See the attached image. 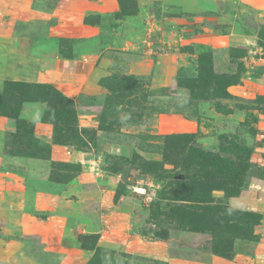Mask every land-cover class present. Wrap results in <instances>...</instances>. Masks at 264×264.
Listing matches in <instances>:
<instances>
[{"label":"rangeland","instance_id":"rangeland-1","mask_svg":"<svg viewBox=\"0 0 264 264\" xmlns=\"http://www.w3.org/2000/svg\"><path fill=\"white\" fill-rule=\"evenodd\" d=\"M180 1L33 0L25 12L19 0H0L3 70L21 47L35 63L52 49L72 55L75 45L115 58L96 92L48 83L70 100L73 121L45 117L42 102H24L20 122L0 114V264H11V242L42 264H57L60 249L87 264L94 240L78 234H96L119 264H233L237 254L264 264V16L239 13L237 0L205 10ZM76 4L81 25L64 21ZM238 26L254 38L251 49L228 35ZM164 41L175 45L165 54L178 60L172 80H159L158 65L132 71L141 47L160 52ZM7 81L18 80H0V94ZM202 212L220 226L196 230ZM31 228L45 230L55 250Z\"/></svg>","mask_w":264,"mask_h":264},{"label":"crops","instance_id":"crops-1","mask_svg":"<svg viewBox=\"0 0 264 264\" xmlns=\"http://www.w3.org/2000/svg\"><path fill=\"white\" fill-rule=\"evenodd\" d=\"M20 1V8L27 12L29 9H31L33 12V0H19ZM64 2H68V0H61ZM221 1V0H220ZM240 3V11L241 12H250L255 11V13H259L261 16H264V0H237V3ZM214 4L218 5L219 2L217 0L211 1V0H203V1H195L194 4L191 5L187 0L180 1V6L182 9L190 10L193 9V6H199L195 9L205 10L207 7H214ZM60 5V4H59ZM245 6V7H244ZM244 7V8H243ZM62 9V7H59ZM7 9V12H11L12 6H5V10ZM63 10V9H62ZM1 13L2 10L0 9ZM222 12V11H221ZM82 10L79 8V6L76 4L73 9L65 10L64 14L66 18H64V21L68 20H74V23L76 22H82ZM2 15V14H1ZM227 21V19H225ZM237 23V22H236ZM238 24V23H237ZM85 26V25H84ZM6 28V27H2ZM2 28L0 29V35L3 33ZM9 30V29H8ZM241 27L238 26V30L235 31V33L228 34L229 36L232 35V41L235 43H242L245 44V40L248 39L246 46L251 49V42H253L254 38H252L251 35L244 34L240 31ZM188 41L191 42L194 36H188ZM248 37V38H247ZM2 39V37H1ZM3 41V40H2ZM7 40L5 39L3 43H5ZM167 42V46L163 45L164 47H171L170 41H164ZM165 44V43H164ZM124 45L126 46L127 43L125 42ZM10 46V43H6L4 45V48L6 49ZM136 47V46H135ZM138 47H136L137 49ZM25 47H21V49L17 50L14 54H10V59H14L15 57L18 58V62H14L13 64L6 65L5 69H2L3 60L0 56V80L4 78L14 79L18 81H30V82H37V83H51L55 85L58 89L62 90L63 92L66 91V85L70 87H74L76 89V93L78 92H86V91H97L99 87L97 86V81L100 76H103L105 73H108L110 68L114 66L115 58L112 56L107 57L106 59H99V54L94 52H83V49L80 48V45H75L73 47L72 55H63L62 53L58 52L57 49H52L51 51H46L41 53L39 61L37 63L33 62L32 57L28 58V53L26 52ZM142 51V54H139L140 57L136 62L132 69L133 72L137 74H146L148 72H151V70H156V65H158L161 72H159V75H162L159 80L164 81L166 78L169 80H172L173 76V70L175 69L174 66L178 64V60H173L170 56H166L168 52H163L164 55H162V52H152L154 51V45L151 46V48H143L140 49ZM27 53V54H26ZM32 56V55H31ZM8 58V57H7ZM7 60L5 59V63L7 64ZM23 64L27 65L29 69L25 70L26 68L22 67ZM19 67L17 70H15V67ZM72 94V93H71ZM21 117L27 118V115L24 112H21ZM13 189V188H11ZM10 189V190H11ZM5 203V201L3 200ZM9 203V201H6ZM25 204V201L19 205L22 207ZM6 207L8 206L5 203ZM25 208V207H24ZM19 214H15V218L17 219ZM31 217L30 215H28ZM27 229V228H25ZM49 233H52L53 230L56 233V237H58V232L60 231L56 226L54 228L50 227ZM31 233L33 234H39L41 237V241L47 246V249L49 251L55 250L54 247H52V243H55L49 238L45 233L46 231L43 229H34L31 228ZM30 233V232H29ZM58 238H56V241ZM16 246L17 248L12 249L11 246ZM56 253H60L61 260L57 264H81L80 260L77 258L80 256V254L77 253V255L72 254L69 251H66L65 249L62 251L60 249L59 251H56ZM40 256V254H39ZM242 258L243 260H247L249 264H253L254 261L249 257L245 255L237 254L234 257V260L232 261L234 264V261H238L237 258ZM6 257L10 261L11 264H42L38 259V255L33 254L31 251H27L23 249L19 244L11 242L10 249L6 251ZM215 257V256H213ZM240 260V259H239ZM218 264H230L227 263L228 261H225L224 259H217L216 260ZM235 261V262H236Z\"/></svg>","mask_w":264,"mask_h":264},{"label":"trees","instance_id":"trees-1","mask_svg":"<svg viewBox=\"0 0 264 264\" xmlns=\"http://www.w3.org/2000/svg\"><path fill=\"white\" fill-rule=\"evenodd\" d=\"M85 23L90 24H98V21H90L88 17L84 18ZM201 71H205L204 58L209 59L207 56H201ZM200 77H204L202 73H200ZM203 84H208L210 86V82H205L201 80ZM24 102H42L46 104V108L44 111V115L47 118L55 119L59 122H63L64 124L68 123L70 119L73 121L75 118V111L70 105V100L65 98L63 94L56 89L53 85L48 83H33V82H18V81H7L6 87L3 89V93L0 94V114L6 115L12 119H16L20 122L19 111L21 105ZM17 106V108H16ZM254 214H252L253 216ZM206 212H202L197 216V219L202 218L201 222H196L194 227L196 230H214L220 225L216 223V221L211 220L210 216H208ZM254 222L259 223L261 219V215H255ZM206 224H205V223ZM204 223V224H203ZM200 224L203 227H200ZM217 224V225H216ZM207 225V226H206ZM216 225V226H214ZM216 235V234H214ZM77 238L82 241V243L87 242L90 239H93L94 242L90 245V248H94L95 252L92 258L88 261L87 264H119V259L117 258V254L113 251H108L103 248H99L96 246V241L98 236L96 234L85 235L78 234ZM214 241V239H213ZM95 243V244H94ZM213 250V246H212ZM214 252V251H213ZM216 254V252H214ZM121 256L125 255L124 253L119 254ZM222 255V254H219ZM227 258H231L227 257Z\"/></svg>","mask_w":264,"mask_h":264},{"label":"built area","instance_id":"built-area-1","mask_svg":"<svg viewBox=\"0 0 264 264\" xmlns=\"http://www.w3.org/2000/svg\"><path fill=\"white\" fill-rule=\"evenodd\" d=\"M176 39H177V38L174 37V40H172V41H173V42H174V41H177ZM170 42H171V41H170ZM166 43H167V42H166ZM166 46H167V45H166ZM174 46H175V45H174L173 43H171V47L173 48ZM164 48H165V49L162 48V50H161L160 52H168V51H170V46H168V47H164ZM172 48H171V49H172ZM95 171H98V170H95Z\"/></svg>","mask_w":264,"mask_h":264}]
</instances>
